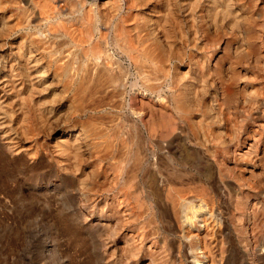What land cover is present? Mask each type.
I'll return each mask as SVG.
<instances>
[{"label": "bare ground", "instance_id": "1", "mask_svg": "<svg viewBox=\"0 0 264 264\" xmlns=\"http://www.w3.org/2000/svg\"><path fill=\"white\" fill-rule=\"evenodd\" d=\"M0 194L45 264L264 261V0H0Z\"/></svg>", "mask_w": 264, "mask_h": 264}, {"label": "rangeland", "instance_id": "2", "mask_svg": "<svg viewBox=\"0 0 264 264\" xmlns=\"http://www.w3.org/2000/svg\"><path fill=\"white\" fill-rule=\"evenodd\" d=\"M12 200L13 199L11 198L8 199V197L2 196L0 194V204H1L0 205V264H5V263L6 264H38V261L40 262L39 264H45V254H44L45 253V202H43L45 201V196L42 199L43 201L42 200L12 201ZM11 201L13 204L11 203ZM38 204H40L39 206L40 208L37 207ZM28 205L30 206L31 209L29 208ZM32 209H36V210H32ZM28 211L29 212L31 211L32 213H28ZM27 214L30 215L28 216ZM63 239L64 238L57 240V243L59 241L58 243L59 246L57 249L59 253L61 252V256L67 262V264H69L70 262L72 264H89L90 261L87 260L89 259L87 258L88 254L85 252L84 249L83 250L81 249L82 247L80 246L77 247L76 245L71 247V244L69 243L70 240L66 241L67 237L64 240ZM10 247L13 249H11ZM60 250H64L65 252L64 251L62 252ZM189 256L190 259L188 262L189 263L192 262V264H197L196 260L192 258V253L189 252ZM70 259H72L73 261ZM258 262L257 263L254 262V264H261V263L264 264L263 260L262 261L259 260ZM229 263L242 264L243 261L234 260L232 258L231 262Z\"/></svg>", "mask_w": 264, "mask_h": 264}]
</instances>
